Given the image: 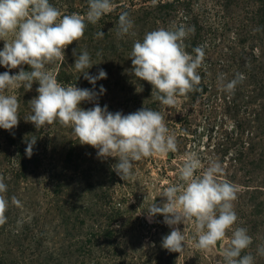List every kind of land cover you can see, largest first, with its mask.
Here are the masks:
<instances>
[{"label": "rangeland", "instance_id": "374dc122", "mask_svg": "<svg viewBox=\"0 0 264 264\" xmlns=\"http://www.w3.org/2000/svg\"><path fill=\"white\" fill-rule=\"evenodd\" d=\"M49 2L62 15L85 16L88 11V0ZM112 4V11L95 25L86 22L83 38L65 49L62 62L47 68L63 85L92 89L72 66L73 49L88 51L95 64L89 74L95 76L99 69L107 73L95 85L97 92L101 85L106 89L98 97L100 106L125 115L143 107L161 112L176 137L177 151L133 162L134 175L124 181L112 170L116 158L98 157L96 149L78 143L71 128L56 122L36 129L25 120L32 114L29 101L38 95V82L30 91L10 90L6 94L17 96L20 118L15 128L0 129V176L9 200L7 222L0 226V264H224L222 253L236 228H245L252 238L241 255L251 254L254 264H264L259 251L264 248V0H112ZM122 12L129 14L133 28L120 37L117 24ZM181 24L194 28L184 41L185 50L195 55L193 49L201 46L205 59L198 69V90L168 107L151 97L148 82L133 75L129 56L134 42L142 41L147 32ZM101 31L103 38H96ZM4 43L0 40V50ZM4 71L8 69L0 65V73ZM239 74L244 79L234 92L227 91L225 85ZM80 106L88 109L94 103ZM32 139L36 143L29 157L25 149ZM193 152L201 171L218 162L223 171L217 179L237 187L233 201L237 221L225 240L209 251L195 248L191 222L179 224L176 227L186 237L184 251L169 252L161 244L172 229L161 215L149 222L146 210L154 202H165L160 193L179 182L185 155ZM13 196L21 207L11 203Z\"/></svg>", "mask_w": 264, "mask_h": 264}, {"label": "clouds", "instance_id": "9594fccd", "mask_svg": "<svg viewBox=\"0 0 264 264\" xmlns=\"http://www.w3.org/2000/svg\"><path fill=\"white\" fill-rule=\"evenodd\" d=\"M112 9V0H88L85 16L62 15L49 0H0V40L5 42L0 50V65L8 69L0 73V129L15 128L20 118L17 96L6 93L21 87L30 91L33 83L38 82V95L29 101L32 114L25 120L36 129L56 122L71 128L78 143L96 149L98 157L116 158L112 170L126 181L134 175L133 162L177 151L176 137L170 134L162 113L143 107L125 115L120 111L110 112L107 105L101 107L98 97L106 89L101 85L97 92L95 85L98 80L106 79L107 73L99 69L97 75L89 74L88 70L95 64L86 50L78 53L73 49L72 66L93 85L92 89L63 85L47 68L65 59V49L83 38L87 23L95 25ZM132 28L129 14L122 12L117 35H128ZM189 32H194V28L187 29L183 24L171 30L159 28L147 32L142 41L134 42L130 52L133 75L148 82L152 86L151 97L168 107L176 106L180 97L197 91L201 83L198 69L203 66L205 52L201 46L193 49L195 55L185 50L184 41ZM95 35L103 38L104 33ZM24 65L29 66V70H25ZM17 68L16 74H10ZM243 79V74H239L225 89L234 92L237 82ZM82 102L94 103V106L84 109L80 106ZM35 143L36 139L27 142L25 152L29 157ZM201 169L197 154L187 153L179 169V182L169 184L160 193L166 198L165 202L161 205L154 202L146 210L149 222L161 215L172 229L161 244L169 252L184 251L186 237L176 227L179 224L191 222L195 229V248L209 251L225 240L226 233L237 221L233 208L237 187L217 179L223 171L218 162H210L207 168ZM6 192L7 185L0 176V226L7 222ZM11 203L21 207L15 196L11 197ZM251 243L252 238L245 228L232 231L222 253L224 264H254L251 254L241 255ZM259 251L264 254V248Z\"/></svg>", "mask_w": 264, "mask_h": 264}, {"label": "trees", "instance_id": "16d2710c", "mask_svg": "<svg viewBox=\"0 0 264 264\" xmlns=\"http://www.w3.org/2000/svg\"><path fill=\"white\" fill-rule=\"evenodd\" d=\"M238 150H239V149H237V151H238ZM239 152H240V150H239ZM240 153H241V152H240ZM235 154L238 155L237 153H235ZM237 157H238V156H237ZM237 157H236V158H237ZM236 158H235V160H236Z\"/></svg>", "mask_w": 264, "mask_h": 264}]
</instances>
